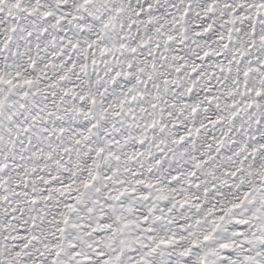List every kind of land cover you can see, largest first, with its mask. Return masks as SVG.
Returning <instances> with one entry per match:
<instances>
[{"label": "snow or ice", "instance_id": "snow-or-ice-1", "mask_svg": "<svg viewBox=\"0 0 264 264\" xmlns=\"http://www.w3.org/2000/svg\"><path fill=\"white\" fill-rule=\"evenodd\" d=\"M0 264H264V0H0Z\"/></svg>", "mask_w": 264, "mask_h": 264}]
</instances>
